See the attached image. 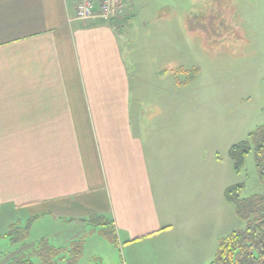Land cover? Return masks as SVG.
Listing matches in <instances>:
<instances>
[{"label": "crops", "instance_id": "crops-1", "mask_svg": "<svg viewBox=\"0 0 264 264\" xmlns=\"http://www.w3.org/2000/svg\"><path fill=\"white\" fill-rule=\"evenodd\" d=\"M124 1L109 20L81 21L77 0H0V219L29 217L54 246L111 228L123 264H210L240 229L223 194L237 182L196 176L174 86L129 70L121 34L136 8ZM177 7L155 21H187ZM17 244L8 262L36 242Z\"/></svg>", "mask_w": 264, "mask_h": 264}, {"label": "rangeland", "instance_id": "rangeland-1", "mask_svg": "<svg viewBox=\"0 0 264 264\" xmlns=\"http://www.w3.org/2000/svg\"><path fill=\"white\" fill-rule=\"evenodd\" d=\"M133 2L136 10L121 34L129 70L133 73L136 67L155 68L157 74H152V82L163 84L162 89L174 86L177 125L180 129L192 128L195 133V154L200 163L196 176L234 178L243 185L241 196L263 193L253 152L245 155L236 172L228 149L264 124V0ZM172 4H179V9L186 5L190 11L188 20H182L179 12L175 23L170 18L155 21V14L168 16L171 9L166 7ZM154 53L159 61L153 59ZM161 92L165 97L166 93ZM0 220V264L10 263L7 258L19 244L11 242L17 232L11 224H29L26 241L37 244L41 239L38 224L32 227L29 217L14 223ZM244 225L242 221L240 228ZM105 229L103 232L88 226L83 238L88 244L84 248L85 263L123 264L114 233ZM92 235L101 243H91L94 238L87 240Z\"/></svg>", "mask_w": 264, "mask_h": 264}, {"label": "trees", "instance_id": "trees-1", "mask_svg": "<svg viewBox=\"0 0 264 264\" xmlns=\"http://www.w3.org/2000/svg\"><path fill=\"white\" fill-rule=\"evenodd\" d=\"M249 151L253 152L264 189V124L257 126L249 132L246 139L228 149V156L236 172L240 170ZM242 186L240 183L229 185L223 194L225 199L233 204L236 216L245 225L218 239L210 264H264V192L241 196ZM91 222L96 223L94 219ZM11 227L17 231L11 237V242L23 241L28 236L29 224L24 227L11 224ZM109 230L114 233L111 228ZM114 237L111 236L112 239ZM83 245V237L63 246H54L46 238H41L30 251L14 257L9 264H79Z\"/></svg>", "mask_w": 264, "mask_h": 264}, {"label": "built area", "instance_id": "built-area-1", "mask_svg": "<svg viewBox=\"0 0 264 264\" xmlns=\"http://www.w3.org/2000/svg\"><path fill=\"white\" fill-rule=\"evenodd\" d=\"M124 6V0H77L74 18L81 21L109 20L122 13Z\"/></svg>", "mask_w": 264, "mask_h": 264}]
</instances>
